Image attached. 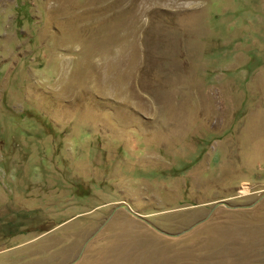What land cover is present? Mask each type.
I'll return each mask as SVG.
<instances>
[{"label":"rangeland","instance_id":"rangeland-1","mask_svg":"<svg viewBox=\"0 0 264 264\" xmlns=\"http://www.w3.org/2000/svg\"><path fill=\"white\" fill-rule=\"evenodd\" d=\"M0 264H264V0H0Z\"/></svg>","mask_w":264,"mask_h":264},{"label":"water","instance_id":"water-1","mask_svg":"<svg viewBox=\"0 0 264 264\" xmlns=\"http://www.w3.org/2000/svg\"><path fill=\"white\" fill-rule=\"evenodd\" d=\"M127 209V207H125Z\"/></svg>","mask_w":264,"mask_h":264}]
</instances>
